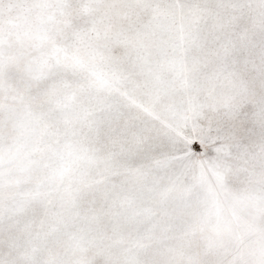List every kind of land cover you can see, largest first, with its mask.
Segmentation results:
<instances>
[{
  "label": "snow or ice",
  "instance_id": "obj_1",
  "mask_svg": "<svg viewBox=\"0 0 264 264\" xmlns=\"http://www.w3.org/2000/svg\"><path fill=\"white\" fill-rule=\"evenodd\" d=\"M0 264H264V0H0Z\"/></svg>",
  "mask_w": 264,
  "mask_h": 264
}]
</instances>
